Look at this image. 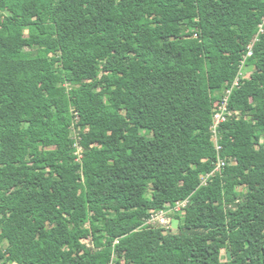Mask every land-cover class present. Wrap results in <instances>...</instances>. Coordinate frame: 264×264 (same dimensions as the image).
I'll return each instance as SVG.
<instances>
[{"label":"trees","instance_id":"1","mask_svg":"<svg viewBox=\"0 0 264 264\" xmlns=\"http://www.w3.org/2000/svg\"><path fill=\"white\" fill-rule=\"evenodd\" d=\"M112 261L264 264V0H0V264Z\"/></svg>","mask_w":264,"mask_h":264},{"label":"built area","instance_id":"2","mask_svg":"<svg viewBox=\"0 0 264 264\" xmlns=\"http://www.w3.org/2000/svg\"><path fill=\"white\" fill-rule=\"evenodd\" d=\"M261 29L263 31V26H261ZM252 54H253V52L250 49V51L248 53V57H251ZM238 85H239V79L234 83L233 88L238 86ZM231 93H232V90H229L227 92V97L225 98L223 103L215 109L213 124L211 127V133L213 135L212 140L215 144V148H216V151L218 154L217 160H216V168L212 173H210V174H208L202 178V185H207V183L211 177H213L216 173L222 172L223 170H225V168L230 164V160H227L224 157H222L223 148L221 146L220 141H221V127H222V125L224 123H226L230 118H232L236 115L233 111L229 110V108H228V100H229V95H231ZM75 149H76V155L79 158L78 161H81V159L83 157V149L79 146V144L76 145ZM188 203H189V199L182 201V202H178L173 207H171L169 209L161 210L159 212H152L151 217H149V219L146 220L144 226L155 228V229H161V230H164L166 232L171 231V228H172L171 214L184 212V209L188 206ZM118 243H119V241L117 240L114 243V246ZM115 257H116V253L114 251L113 258H115ZM110 264H115V263H114V261H112Z\"/></svg>","mask_w":264,"mask_h":264},{"label":"rangeland","instance_id":"3","mask_svg":"<svg viewBox=\"0 0 264 264\" xmlns=\"http://www.w3.org/2000/svg\"><path fill=\"white\" fill-rule=\"evenodd\" d=\"M69 86V85H68ZM78 143H79V140H78ZM172 217V216H171ZM172 221H173V219H172ZM175 222H172V228H171V231L173 230V231H175L176 230V226H175V224H174ZM168 232H170V231H168ZM84 243L88 246V247H90V248H92L93 247V243H92V240L91 239H86L85 241H84ZM94 248V247H93Z\"/></svg>","mask_w":264,"mask_h":264}]
</instances>
